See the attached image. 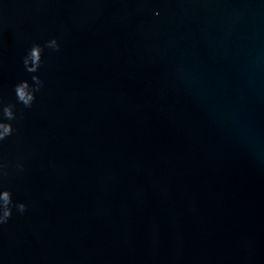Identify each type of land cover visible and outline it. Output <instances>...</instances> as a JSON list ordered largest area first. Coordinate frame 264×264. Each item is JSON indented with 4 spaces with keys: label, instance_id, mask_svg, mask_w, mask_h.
Segmentation results:
<instances>
[{
    "label": "water",
    "instance_id": "1",
    "mask_svg": "<svg viewBox=\"0 0 264 264\" xmlns=\"http://www.w3.org/2000/svg\"><path fill=\"white\" fill-rule=\"evenodd\" d=\"M53 37L0 264H264V0H0L4 103Z\"/></svg>",
    "mask_w": 264,
    "mask_h": 264
},
{
    "label": "clouds",
    "instance_id": "2",
    "mask_svg": "<svg viewBox=\"0 0 264 264\" xmlns=\"http://www.w3.org/2000/svg\"><path fill=\"white\" fill-rule=\"evenodd\" d=\"M159 15V13H157ZM45 49L59 51V40L53 37L45 41L44 44L33 43L27 49L23 56V66L31 79H22L14 85L15 103H4L0 99V142L13 135L16 129L13 127V121L17 120V104L23 105L24 108H31L36 100L37 94L43 89L45 81L36 73L39 72L42 64V54ZM0 165V170L3 169ZM22 167V165H18ZM13 207L23 214L27 211V205L24 202L13 201L12 191L3 185H0V225L7 224L13 215Z\"/></svg>",
    "mask_w": 264,
    "mask_h": 264
}]
</instances>
